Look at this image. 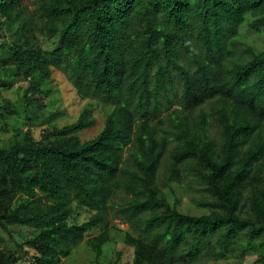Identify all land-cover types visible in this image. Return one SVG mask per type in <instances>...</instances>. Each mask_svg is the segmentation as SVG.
Here are the masks:
<instances>
[{
  "label": "trees",
  "instance_id": "trees-1",
  "mask_svg": "<svg viewBox=\"0 0 264 264\" xmlns=\"http://www.w3.org/2000/svg\"><path fill=\"white\" fill-rule=\"evenodd\" d=\"M26 3L0 0V28L4 19L19 24L0 69L10 64L14 75L33 78L26 108L50 92L43 85L53 69L81 99L113 107L92 139L79 136L96 126L85 109L42 139L27 134L0 148V227L37 231L20 245L33 251L28 264H61L100 228L88 240L99 264L120 195L135 264L249 253L264 264V51L249 49L250 59L236 62L230 49L247 14L252 29L264 28V0H38V34L55 39L51 50L29 43L37 31ZM10 83L0 77V89ZM169 152L168 184L183 168L207 214L169 203L159 180ZM76 208L94 215L75 223ZM16 262L0 252V264Z\"/></svg>",
  "mask_w": 264,
  "mask_h": 264
},
{
  "label": "rangeland",
  "instance_id": "rangeland-1",
  "mask_svg": "<svg viewBox=\"0 0 264 264\" xmlns=\"http://www.w3.org/2000/svg\"><path fill=\"white\" fill-rule=\"evenodd\" d=\"M38 0H27V16L33 18L36 34H27L29 43H36L43 49L51 50L55 47V39L48 38L45 34H38L43 20L37 11ZM254 17L247 14L245 22L240 27L239 35L230 43L232 51L231 61L245 62L250 59L249 49L255 53L264 51V28L255 31L250 27ZM18 23H9L4 19V26L0 28V58L7 60L9 50L7 44L13 43L18 35ZM32 31V30H31ZM38 34V35H37ZM36 36V37H34ZM3 64V63H2ZM14 68L4 65L0 69V77L11 81L8 88L0 89V148H9L17 142H22L28 135L36 140L42 139L46 132L56 128L61 129L75 123L85 109L91 110L92 118L96 119V126L79 134L83 140L94 138L102 129L107 116L113 107L94 100L81 99L68 80L66 75L53 69L50 80L44 83L43 88L49 90L46 95L34 101L31 107L26 108L23 95L24 91L33 83V78L24 74L14 75ZM6 106L19 114L5 111ZM165 115L163 116V118ZM211 134L216 135L217 129L211 126ZM170 154L168 153L160 171V185L171 205L179 211L191 215H203L208 209L199 207L195 200L202 195L200 186L190 177L184 175V169H179V176L168 184L170 174ZM124 204L123 196L115 197L108 211L109 232L111 239L103 246V254L99 264H135L134 248L125 242L126 233L131 231L129 224L118 217V208ZM93 212L84 208H76L74 222L82 224L87 222ZM101 233L100 228L92 229L85 237L81 246L69 257L63 259L61 264H96L95 254L88 246V240ZM37 231L30 227L10 226L8 230L0 227V252L13 255L17 258L14 264L31 263L33 251L22 248L20 245L35 237ZM27 250V253L25 252ZM256 256L247 254L244 258L237 254L229 255L221 260L204 258L200 264H261L256 261Z\"/></svg>",
  "mask_w": 264,
  "mask_h": 264
}]
</instances>
